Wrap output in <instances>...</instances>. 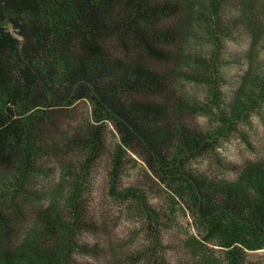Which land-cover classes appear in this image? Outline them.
I'll return each instance as SVG.
<instances>
[{"label": "rangeland", "instance_id": "1", "mask_svg": "<svg viewBox=\"0 0 264 264\" xmlns=\"http://www.w3.org/2000/svg\"><path fill=\"white\" fill-rule=\"evenodd\" d=\"M188 1L176 89L185 124L206 143L179 174L150 171L120 148L110 124L90 156L79 144L93 120L89 102L47 108L58 126L47 131L20 191L23 237L36 214L67 216L75 200L84 217L73 228L68 264H264V228L236 231L230 215L205 220L186 183L205 179L255 197L246 173L264 172V0H222L218 13L207 0ZM14 184L10 172L0 173L2 196L14 197ZM62 234L47 241L62 246Z\"/></svg>", "mask_w": 264, "mask_h": 264}, {"label": "trees", "instance_id": "2", "mask_svg": "<svg viewBox=\"0 0 264 264\" xmlns=\"http://www.w3.org/2000/svg\"><path fill=\"white\" fill-rule=\"evenodd\" d=\"M221 2L207 0L213 13ZM188 5L0 0V173L15 179V196L0 194V264H68L73 228L83 225L73 200L67 216L36 214V227L23 237L28 214L20 191L47 131L58 126L48 107L89 102L93 120L80 146L97 155L110 124L120 148L159 177L179 174L187 158L202 151L206 137L185 124L187 106L176 89ZM246 175L255 197L188 175L193 206L213 224L219 215H230L236 231L254 223L264 228V172ZM59 231L62 246L47 241Z\"/></svg>", "mask_w": 264, "mask_h": 264}]
</instances>
